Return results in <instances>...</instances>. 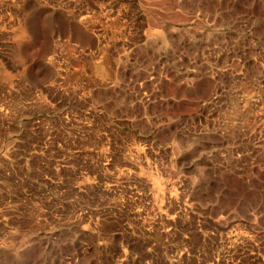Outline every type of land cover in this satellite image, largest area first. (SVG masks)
I'll return each instance as SVG.
<instances>
[{
  "label": "rangeland",
  "instance_id": "374dc122",
  "mask_svg": "<svg viewBox=\"0 0 264 264\" xmlns=\"http://www.w3.org/2000/svg\"><path fill=\"white\" fill-rule=\"evenodd\" d=\"M0 264H264V0H0Z\"/></svg>",
  "mask_w": 264,
  "mask_h": 264
},
{
  "label": "bare ground",
  "instance_id": "6f19581e",
  "mask_svg": "<svg viewBox=\"0 0 264 264\" xmlns=\"http://www.w3.org/2000/svg\"><path fill=\"white\" fill-rule=\"evenodd\" d=\"M102 66V65H101ZM101 66H97V67H95L96 68V71H97V74L99 73V74H101L102 75V73L104 72V67H101ZM107 72V71H106ZM103 76V75H102ZM106 76V75H105Z\"/></svg>",
  "mask_w": 264,
  "mask_h": 264
}]
</instances>
